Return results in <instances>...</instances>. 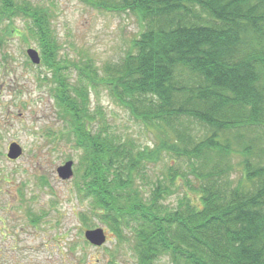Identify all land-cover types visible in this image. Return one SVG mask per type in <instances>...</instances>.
<instances>
[{
  "label": "trees",
  "instance_id": "obj_1",
  "mask_svg": "<svg viewBox=\"0 0 264 264\" xmlns=\"http://www.w3.org/2000/svg\"><path fill=\"white\" fill-rule=\"evenodd\" d=\"M88 1L133 13L143 30L102 76L91 59L76 65L74 84L52 8L0 0V24L23 18L53 70L82 151L81 196L131 241L138 264L165 254L172 264H264V0ZM98 83L153 132L152 146L92 129L88 87Z\"/></svg>",
  "mask_w": 264,
  "mask_h": 264
},
{
  "label": "rangeland",
  "instance_id": "obj_2",
  "mask_svg": "<svg viewBox=\"0 0 264 264\" xmlns=\"http://www.w3.org/2000/svg\"><path fill=\"white\" fill-rule=\"evenodd\" d=\"M32 1L52 8L56 54L68 66L65 71L74 84L78 65L91 59L102 76L104 67L120 60L143 30L133 13L97 7L88 0ZM26 24L21 17L0 24V264H138L131 241L119 242L99 220L91 200L80 194L82 151L76 147L69 115L63 117L55 98L53 70ZM30 47L39 51L41 63L31 61ZM88 90L96 116L92 129L106 126L108 132L131 137L141 146L155 143L153 132L116 102L105 84ZM12 142L23 149L14 159L7 156ZM69 160L74 162V175L62 179L57 168ZM158 166L163 164L154 167L152 178ZM181 192L166 203L175 205ZM99 227L107 241L96 246L85 232ZM155 264H172L171 258L161 255Z\"/></svg>",
  "mask_w": 264,
  "mask_h": 264
},
{
  "label": "water",
  "instance_id": "obj_3",
  "mask_svg": "<svg viewBox=\"0 0 264 264\" xmlns=\"http://www.w3.org/2000/svg\"><path fill=\"white\" fill-rule=\"evenodd\" d=\"M28 56L31 61L35 64L41 63V55L39 51L33 47L27 49ZM23 153V149L17 142H12L9 145V150L7 156L11 159L18 158ZM74 162L69 160L65 162L63 165L57 168V172L62 179H70L74 175ZM85 237L88 241L93 243L96 246H101L107 241V235L104 228H93L88 229L85 232Z\"/></svg>",
  "mask_w": 264,
  "mask_h": 264
}]
</instances>
